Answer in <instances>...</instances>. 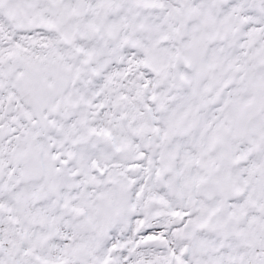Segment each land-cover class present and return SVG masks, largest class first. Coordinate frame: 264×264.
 I'll return each instance as SVG.
<instances>
[{"label":"snow or ice","instance_id":"6c2138e0","mask_svg":"<svg viewBox=\"0 0 264 264\" xmlns=\"http://www.w3.org/2000/svg\"><path fill=\"white\" fill-rule=\"evenodd\" d=\"M0 264H264V0H0Z\"/></svg>","mask_w":264,"mask_h":264}]
</instances>
